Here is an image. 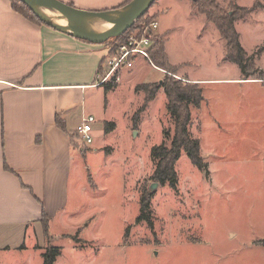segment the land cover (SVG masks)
Returning <instances> with one entry per match:
<instances>
[{"label": "rangeland", "instance_id": "1", "mask_svg": "<svg viewBox=\"0 0 264 264\" xmlns=\"http://www.w3.org/2000/svg\"><path fill=\"white\" fill-rule=\"evenodd\" d=\"M230 1L216 0L223 9ZM237 2L249 9L259 5L235 27L250 55L262 52L257 68L264 69V0ZM190 4L167 0L157 10L152 7L147 14L159 13L156 33L167 38L171 54L185 61L184 70L195 78L242 80L240 67L226 60L219 31L212 23L206 26L204 16L192 14ZM137 61L143 68L123 71L121 83L105 95L110 103L106 121L116 129L106 134L105 109L97 101L102 118L94 116V143L86 147L74 136L76 147L83 148L84 184L78 197L71 196L68 214L51 223L50 239L39 227L38 251L62 247L55 264H264V246L257 244L264 240V83L203 87L209 102L206 110L193 109L191 132L201 140L209 175L185 152L176 166L178 189L160 184L152 191L151 150L163 143L164 130L173 129L174 122L164 89L144 110L146 94L136 89L167 75L189 82ZM144 191L154 193L152 228L136 222Z\"/></svg>", "mask_w": 264, "mask_h": 264}, {"label": "crops", "instance_id": "2", "mask_svg": "<svg viewBox=\"0 0 264 264\" xmlns=\"http://www.w3.org/2000/svg\"><path fill=\"white\" fill-rule=\"evenodd\" d=\"M60 1L85 11L105 12L130 0ZM166 1L158 0L153 10ZM190 5L192 14L196 13ZM156 10L152 15L158 20ZM158 35L166 40L168 60L179 69L178 76L200 84L202 90L215 83L231 85L245 80L195 78L184 70L187 63L171 54L167 38ZM107 55L104 45L28 21L9 0H0V264H25L26 260L27 264H40L37 241L42 236L43 214L51 219V226L68 214L71 196L78 197L79 188L82 190L84 154L74 138L85 118H102L95 109L97 101L105 109L102 122H111L106 121L107 99L116 88L106 93L109 84L99 86L96 79ZM137 62L135 68H143ZM207 102L204 93L202 111Z\"/></svg>", "mask_w": 264, "mask_h": 264}, {"label": "trees", "instance_id": "3", "mask_svg": "<svg viewBox=\"0 0 264 264\" xmlns=\"http://www.w3.org/2000/svg\"><path fill=\"white\" fill-rule=\"evenodd\" d=\"M13 9L25 17L28 21H33L41 26H48L39 20L34 12L20 0H9ZM132 0L126 2L122 6L128 4ZM192 3V9L201 16L206 18L207 24H213L219 31L221 38L224 40L227 55L226 60L231 63L237 64L244 76L245 80H262L264 81V73L261 69L257 68V61L261 57L262 52L257 55H250L243 45L240 43V34L236 30V23L247 18L251 13L256 12L259 5L249 9L240 7L238 0H231L227 9L219 6L216 0H189ZM156 3L154 4V6ZM73 6V5H71ZM153 6V7H154ZM74 7V6H73ZM121 7V6H120ZM153 20H157L155 15H146L135 23V26L130 29L127 34L135 32L136 29L143 30L145 26H149ZM49 27V26H48ZM51 28V27H50ZM125 35L120 38L108 41L104 46L108 49L115 41L121 42ZM155 45L151 50V57L154 64L163 71L171 74L178 72L177 67H173L168 60L166 53V40L163 36H156L154 38ZM105 61V60H104ZM160 83L143 84L139 85L136 91H143L146 94L143 109L155 99L158 91L164 89L167 96V107L171 114L174 128H169L163 132V143L155 145L151 150V159L154 164L155 172L152 180L161 185H168L173 190H177L179 186V176L177 171V164L181 160L183 154L186 152L192 165L197 167L209 175V167L201 152V140L193 137L191 132L192 126V111L202 107L204 101V91L200 84L182 83L168 75ZM117 87L115 83H109L106 88L107 91ZM59 120V119H58ZM136 122V121H135ZM106 134L116 129V124L112 122L104 123ZM58 125L67 130L60 121ZM154 193L144 191L140 196V212L136 222H146L152 228L154 225V213L152 211V202ZM41 221L43 232L46 239L51 238L50 232V218L44 213ZM259 245L264 246V240L258 241ZM40 249V247H38ZM62 247L49 245L44 249L42 258L44 264H55L57 259L62 256Z\"/></svg>", "mask_w": 264, "mask_h": 264}, {"label": "water", "instance_id": "4", "mask_svg": "<svg viewBox=\"0 0 264 264\" xmlns=\"http://www.w3.org/2000/svg\"><path fill=\"white\" fill-rule=\"evenodd\" d=\"M30 7L36 17L52 29L69 35L73 38L92 43L105 45L111 39L120 38L135 26V23L144 18L157 0H132L128 4L105 12L85 11L60 0H20ZM54 10L66 19L67 26L56 25L44 16L42 8ZM102 20L113 24V27L103 33L87 31L84 24L90 20ZM150 35V32L148 33ZM160 184L152 186L154 191Z\"/></svg>", "mask_w": 264, "mask_h": 264}, {"label": "built area", "instance_id": "5", "mask_svg": "<svg viewBox=\"0 0 264 264\" xmlns=\"http://www.w3.org/2000/svg\"><path fill=\"white\" fill-rule=\"evenodd\" d=\"M158 28V20H153L143 30L136 29L131 34L126 33L125 38L121 42L115 41L107 47L108 55L102 63L101 71L96 76L98 85L121 83L122 72L133 70L138 59L150 63L158 71L167 73L157 67L151 57V50L156 43L154 38L158 36V33H156ZM149 32L150 35H148ZM95 121L94 116L85 118L82 128L76 134L86 147H90L94 143L93 131Z\"/></svg>", "mask_w": 264, "mask_h": 264}, {"label": "bare ground", "instance_id": "6", "mask_svg": "<svg viewBox=\"0 0 264 264\" xmlns=\"http://www.w3.org/2000/svg\"><path fill=\"white\" fill-rule=\"evenodd\" d=\"M42 12L44 14V16H46V18L48 20H50L51 22H53L56 25H62V26H67V21L66 19L62 18V16L60 14H58L57 12H55L54 10H51L49 8H42ZM111 27H113V24L107 22V21H102V20H90L85 22L84 24V28L87 31H92V32H96V33H103L106 30L110 29Z\"/></svg>", "mask_w": 264, "mask_h": 264}]
</instances>
